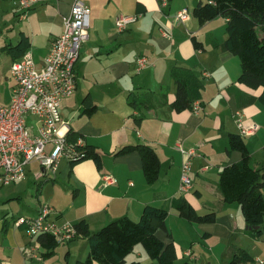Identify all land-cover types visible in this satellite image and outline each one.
Wrapping results in <instances>:
<instances>
[{"label": "crops", "instance_id": "0c3cea01", "mask_svg": "<svg viewBox=\"0 0 264 264\" xmlns=\"http://www.w3.org/2000/svg\"><path fill=\"white\" fill-rule=\"evenodd\" d=\"M75 1L37 0L25 12L18 0H0V47L17 44L25 34L36 64L44 65L52 41L63 33L64 21ZM83 1L91 8L90 36L75 65L78 87L62 101L60 110L70 129L100 153L102 166L98 168L92 159L73 166L66 158L61 159L55 178L51 179L57 186V197H49L47 203L60 213V222L68 220L74 225L86 220L91 232L125 216L139 219L146 205L165 208L169 211L166 224L170 235L165 230L158 231V235L165 242H174L177 264H225L237 247L253 258L248 264H258V259L264 258V226L260 234L250 228L241 205L224 201L218 180L226 166L242 159L240 151L229 150L230 135L241 134L240 118L244 125H259L256 133L244 137L252 165L264 168V106L258 99L264 88H252L238 81L242 73L240 59L223 49L227 32H216V19L202 25L194 17V8L207 0H169L161 9L158 0ZM184 8L190 18L179 23L175 16ZM122 15L139 17L119 30L116 20ZM224 21L227 24L226 18ZM194 37L202 42L201 48L194 46ZM140 56L147 57L149 63L143 69L137 66ZM10 59L0 74H12ZM176 66L190 69L201 79L202 95L196 100L200 111L172 108L178 87L172 76ZM87 97L96 106L92 114L84 112L83 101ZM138 144L153 147L159 156L160 176L152 185L146 182L138 151L118 153L123 147ZM182 149L193 150V156ZM188 159L192 188L183 192L181 177ZM41 168L42 174L47 175L48 170ZM105 175L114 176L115 183L104 185ZM62 187L71 196L69 201L61 200ZM183 198L200 214L215 212L216 221L195 223L183 218L173 203ZM38 210L39 207L35 212ZM8 227L9 220L4 219L3 231ZM17 228L27 236L22 241L16 239L14 244L24 250L25 264L30 258L35 259L28 264H45L47 260L42 261L41 256L44 252L34 257L36 240L24 226ZM77 238H83V243L87 240L76 236L68 242ZM76 247L67 252L69 264L80 260Z\"/></svg>", "mask_w": 264, "mask_h": 264}, {"label": "trees", "instance_id": "16d2710c", "mask_svg": "<svg viewBox=\"0 0 264 264\" xmlns=\"http://www.w3.org/2000/svg\"><path fill=\"white\" fill-rule=\"evenodd\" d=\"M193 15L200 24L222 16L227 19V38L223 42V49L238 56L242 66V73L238 79L240 83L252 88H264V0H207L199 3L193 10ZM30 39L22 34L15 45L0 47L14 61L21 58L30 50ZM194 46L201 48L202 42L194 37ZM172 76L177 83L176 99L172 108L176 111L193 108V103L202 95V81L190 69L176 66ZM264 106V90L258 97ZM84 112L92 114L96 106L90 98L84 99ZM83 136L71 129L67 141L75 144ZM86 155L71 165L92 159L100 168L102 157L94 146L85 147ZM229 150L242 153V159L226 166L219 173L218 185L227 203L238 202L242 213L250 228L258 234L264 226V168L257 169L252 165V155L248 149L245 137L241 134H231ZM138 151L143 161V171L146 182L150 185L157 182L160 176L161 163L156 150L145 144L129 145L118 151L126 154ZM174 206L183 218L195 223H213L217 219L215 212L200 214L186 199H176ZM169 211L154 205H146L139 219L129 216L112 221L96 232H91L89 223L81 220L74 224L77 236L86 237L89 242V255L85 260H78L76 264H142L140 261H128L136 245L142 244L148 256L156 262L149 264H177V249L174 242L162 240L158 231L165 230L169 235L166 224ZM7 227L4 224V229ZM39 245L45 249L44 257H51L60 242L51 234L38 237ZM253 258L243 248L237 247L231 258L225 264H248ZM181 264H193L183 262Z\"/></svg>", "mask_w": 264, "mask_h": 264}, {"label": "built area", "instance_id": "2783aa9c", "mask_svg": "<svg viewBox=\"0 0 264 264\" xmlns=\"http://www.w3.org/2000/svg\"><path fill=\"white\" fill-rule=\"evenodd\" d=\"M160 9L169 4V0H158ZM37 0H18L20 7L27 12ZM90 6L83 0H76L69 17L64 21V31L52 41L45 64L38 66L29 50L11 65L15 85L11 100L0 103V190L7 185L18 183L26 178V166L37 162L46 171L55 174L61 159L70 162L85 157L87 146L84 138L79 137L75 144L67 141L69 124L63 121L60 110L64 99L72 96L78 87V75L75 70L83 44L89 39ZM139 15H122L117 18L119 30L127 28L137 21ZM189 11L180 10L175 20H189ZM147 57L137 59L138 69L148 66ZM193 109L201 110L195 101ZM29 116L34 117L29 121ZM240 133L253 135L259 129L257 123L244 125L238 119ZM64 129L66 131H64ZM193 156V150H184ZM191 161L183 165L181 190L188 192L192 188L190 176ZM104 185L115 183V177L105 175ZM16 225L24 226L27 234L35 241L33 251L39 248L38 237L51 234L59 242H68L77 236L75 226L69 221L60 222V213L50 204H44L35 216L19 217ZM190 255L191 252L189 251ZM264 264V258L257 261Z\"/></svg>", "mask_w": 264, "mask_h": 264}, {"label": "rangeland", "instance_id": "374dc122", "mask_svg": "<svg viewBox=\"0 0 264 264\" xmlns=\"http://www.w3.org/2000/svg\"><path fill=\"white\" fill-rule=\"evenodd\" d=\"M224 19V17L219 16L213 24L216 28V32L221 35H225L227 28V24ZM10 61L11 59L8 55L0 53V71L4 70ZM14 81V77L10 72L0 74V103L7 104L10 102L12 96L11 88H13L12 85ZM33 119L35 118L29 116V121H32ZM27 173V179L18 183L7 185L0 190V263L8 261V263L13 264H25L24 250L18 248V246H14V244L16 243V239H20L22 241L24 237L27 236L23 230L17 228L15 219L19 216H35L38 213L35 212L38 207L40 209L42 205L48 204L47 202L49 197H57L58 189L57 186L52 184L51 179H54L55 176L51 171H48L47 175H43L42 168L39 163L33 162V164L31 163V165L29 164L27 166ZM60 198L63 201H69L71 198V196H68V193H66L65 188L63 189V187L60 188ZM4 219L9 220V227L7 231H3L2 229ZM14 231H16L15 237ZM83 240V238H77L75 242H60L59 246L55 250V253L51 257L44 258V256L41 255L42 252H45V249H43L40 245L39 251L37 249L33 252V254L34 257L41 255L42 261L43 259L47 260L44 261L45 264H69V256H67V252L69 248L77 246L78 248L76 247V250H80L78 258L80 260H85L89 255V251L86 253V249L89 250V242L88 240H85V243H83ZM141 251L143 252V256H141ZM28 254L30 255V253ZM147 258L150 260L146 261ZM33 259L35 258H30L27 264ZM133 260L140 261L143 264L156 262L148 256L142 244H139L138 247L130 254L128 261ZM34 264L41 263L35 262Z\"/></svg>", "mask_w": 264, "mask_h": 264}]
</instances>
